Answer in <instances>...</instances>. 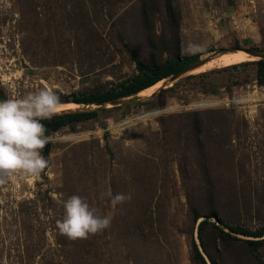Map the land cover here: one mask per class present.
I'll list each match as a JSON object with an SVG mask.
<instances>
[{
	"label": "rangeland",
	"instance_id": "1",
	"mask_svg": "<svg viewBox=\"0 0 264 264\" xmlns=\"http://www.w3.org/2000/svg\"><path fill=\"white\" fill-rule=\"evenodd\" d=\"M236 48L264 51V0H0V99L50 87L75 102L172 58L205 60L161 90L89 99L97 114L51 134L38 177L0 182V264H264V241L252 250L227 227H264L257 60L199 70ZM207 97L220 103L194 104ZM115 100L128 102L100 104ZM109 191L132 198L113 208ZM72 195L111 215L110 228L62 234Z\"/></svg>",
	"mask_w": 264,
	"mask_h": 264
},
{
	"label": "clouds",
	"instance_id": "2",
	"mask_svg": "<svg viewBox=\"0 0 264 264\" xmlns=\"http://www.w3.org/2000/svg\"><path fill=\"white\" fill-rule=\"evenodd\" d=\"M62 109L60 96L53 88L42 87L23 98L0 99V182L17 171L38 177L49 166L42 150L53 136L46 125ZM107 196L117 208L132 198L131 194L113 193ZM64 214L57 221L62 234L70 239L86 238L110 228L113 217L98 212L86 198L72 195L63 201Z\"/></svg>",
	"mask_w": 264,
	"mask_h": 264
},
{
	"label": "trees",
	"instance_id": "3",
	"mask_svg": "<svg viewBox=\"0 0 264 264\" xmlns=\"http://www.w3.org/2000/svg\"><path fill=\"white\" fill-rule=\"evenodd\" d=\"M194 61V57L191 58H172L164 63L152 67L150 71H145L143 74L136 75L133 77L129 83H124V87L121 91L117 92H110L108 95H91L89 98H81V97H75L73 101L83 104L85 106L88 105L86 104V101L89 99L91 100H105V99H113V98H118L121 96H130L135 93L140 92L141 90L152 86L159 82L160 80H163L174 73L180 71L183 69L185 66H187L189 63ZM258 65V83L261 85H264V58L263 59H258L257 61ZM85 103V104H84ZM97 114L96 110L92 111H80V112H72V113H61L55 115L52 119L50 120H44L42 121L47 128V134L51 135L55 131H57L60 127L65 126L69 124L72 121L75 120H81V119H86V118H91ZM49 146L50 143L46 144V149L44 150L45 154H48L49 151ZM201 219V216H197V220ZM208 219H201L199 222V230L200 233L203 231V225L206 223ZM218 226V225H217ZM227 227L234 233L236 234H242L246 236L253 237V239H248V243L250 244L252 250H256L259 246L260 243L264 241V227L262 229H257V230H252L244 227H236L234 225L227 224ZM232 238H238L236 235H231L230 233H226ZM200 258L203 259L205 262L204 257L198 252ZM207 264V263H205Z\"/></svg>",
	"mask_w": 264,
	"mask_h": 264
},
{
	"label": "bare ground",
	"instance_id": "4",
	"mask_svg": "<svg viewBox=\"0 0 264 264\" xmlns=\"http://www.w3.org/2000/svg\"><path fill=\"white\" fill-rule=\"evenodd\" d=\"M259 57L260 56L253 55V54L249 53L248 51H246V49L236 48V49H232L230 51L224 52L218 58L216 57V59L208 62L207 64H204V65L200 66L199 67V70L204 71V70L210 69L211 67H214L216 65H218V66H229V65H234V64H239V63L247 62V61H256V60L259 59ZM172 80L173 79L171 77L168 78V79H166V80L165 79L160 80L156 84H154L152 86H149V87L141 90L139 93L153 91L160 84L161 85H160L159 88L161 90L165 86L169 85V83ZM136 97L138 99L145 98V97H138V96H136ZM129 98H131V97H129ZM247 99H248V97H243V100H247ZM219 103H220V100L217 97L216 98L215 97L201 98V99H198V100H196L194 102V104L196 106H198V107H204V108L205 107H210V106L213 107V105L215 106V105H217ZM90 104H92V103H90ZM90 104H88L87 107ZM104 105L105 106H110L111 105V102H108L107 101V102L104 103ZM173 108H174L173 105H167V106H164L161 109H157V110H153L151 112H148V113H146V115L158 113L159 111H163L164 112L165 110H170V109H173ZM80 111H89V108L86 109V107H82L81 104H79L77 102H64V103L62 102V109H61V111L58 114H61V113H72V112H80ZM70 137L71 138H77L78 139V138H82V135H80V133H71L70 134Z\"/></svg>",
	"mask_w": 264,
	"mask_h": 264
},
{
	"label": "water",
	"instance_id": "5",
	"mask_svg": "<svg viewBox=\"0 0 264 264\" xmlns=\"http://www.w3.org/2000/svg\"><path fill=\"white\" fill-rule=\"evenodd\" d=\"M246 51H248L249 53L253 54V55H257V56H260V59H263L264 58V51H260V50H256V49H246ZM204 61H201V62H197V63H194L190 66H187L183 69H181L180 71L174 73L173 75H171L170 77L174 80L176 78H178L181 74H183L184 72L186 71H189V70H192L196 67H198L199 65L203 64ZM124 102H128L126 100L124 101H118V100H115V101H112L111 103L112 104H122ZM105 102H102L100 103L101 105H104Z\"/></svg>",
	"mask_w": 264,
	"mask_h": 264
}]
</instances>
